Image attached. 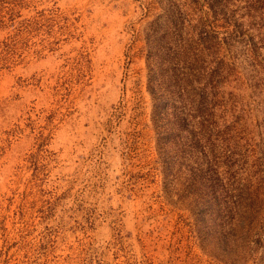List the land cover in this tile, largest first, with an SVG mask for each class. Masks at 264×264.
I'll return each instance as SVG.
<instances>
[{"label":"rangeland","instance_id":"1","mask_svg":"<svg viewBox=\"0 0 264 264\" xmlns=\"http://www.w3.org/2000/svg\"><path fill=\"white\" fill-rule=\"evenodd\" d=\"M166 1L0 0V264H264V85L235 59L219 87V168L245 198L218 239L190 198L195 155L153 122L146 36Z\"/></svg>","mask_w":264,"mask_h":264},{"label":"trees","instance_id":"2","mask_svg":"<svg viewBox=\"0 0 264 264\" xmlns=\"http://www.w3.org/2000/svg\"><path fill=\"white\" fill-rule=\"evenodd\" d=\"M178 1H166L164 10L151 21L146 36L147 48L152 51L150 54L148 50L147 55L151 59L147 89L157 114L152 118L156 132L163 134L165 131L159 130L157 122L163 115L167 128L164 138L176 145L173 148L182 146L187 155H195L196 177L190 176V198L201 201L209 214H215L217 222H212L211 232L220 239V235L224 238L238 231L245 197L239 196L240 192L231 186L230 175H223L219 168L225 158L222 128L217 121L223 106L219 87L236 59L245 69L243 76L249 88L255 94L261 92L264 0H203L205 4L201 6L196 4L198 0H190L188 3L198 9L195 16L186 12L184 2ZM221 51L230 57L228 62ZM205 57L207 63L202 64ZM160 91L170 92L173 97H164ZM162 139L163 135H158V143ZM229 188L238 196L233 197ZM255 192L250 189L244 196L253 200ZM214 231L220 235L215 236Z\"/></svg>","mask_w":264,"mask_h":264}]
</instances>
